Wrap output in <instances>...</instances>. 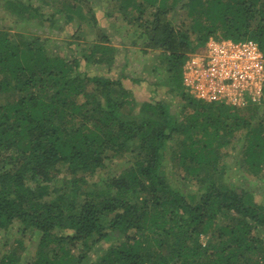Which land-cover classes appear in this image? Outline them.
Segmentation results:
<instances>
[{"label": "trees", "instance_id": "trees-1", "mask_svg": "<svg viewBox=\"0 0 264 264\" xmlns=\"http://www.w3.org/2000/svg\"><path fill=\"white\" fill-rule=\"evenodd\" d=\"M2 1L12 18L48 22L51 33L59 14L64 25L78 24L66 50L86 38L84 23L97 33L91 47L68 60L51 49L50 38L16 40L10 24L0 28V231L18 224L38 232L31 264H84L103 242L110 245L96 264H264V206L247 190L213 179L201 184L236 135L244 142L245 171L264 172V92L260 104L237 109L198 100L182 84L189 55L204 51L210 38L252 40L264 56V0H105L106 9L98 6L108 19L129 24L145 49L160 51L165 82L181 98L176 106L138 102L123 86L125 75L81 69L82 61L86 69H111L116 53L93 8L82 13L86 0H44L53 9L49 18L39 6ZM175 135L182 138L173 161L187 171L178 183L164 169ZM129 154V168L88 193L89 179ZM62 165L69 177L58 180ZM190 175L201 184L191 195L184 189ZM0 264L25 263L9 253Z\"/></svg>", "mask_w": 264, "mask_h": 264}, {"label": "rangeland", "instance_id": "rangeland-1", "mask_svg": "<svg viewBox=\"0 0 264 264\" xmlns=\"http://www.w3.org/2000/svg\"><path fill=\"white\" fill-rule=\"evenodd\" d=\"M25 4H33L43 9L44 18H49V14L53 12L52 6L49 7L44 3V0H22ZM3 1L0 0V28H6L5 26L10 24L7 28L12 37L19 40V37H26L31 39L32 36L40 35L41 37L50 38L51 49L64 56V58L71 60V56L83 54L88 47H91L96 36V30L91 31L86 23L82 25V30L85 34V39L76 41L71 50H66V43L69 41L71 35L79 33L80 26L64 25L65 18L62 15H57L55 20V32H50L47 29L48 22L39 26L37 20H32L31 23L26 21H20V17L14 16L7 12ZM108 2L105 0H86L82 13L87 15V9L93 8L96 12L99 28L105 31L106 36L109 38V44L115 49L114 64L112 68H106L104 64L86 69L85 63L81 62V69L87 71L90 75L95 73H104L112 78H118L122 75L128 78L123 79V86L133 93L134 98L138 102H147L150 100H165L172 106H176L180 103V96L170 91L169 84H166L164 76L165 71L162 68L160 62V51L150 50L144 48L143 40L139 38V34L121 18L108 19L104 16L101 8H107ZM111 5V2H109ZM183 13L182 11H179ZM16 22V23H14ZM81 22V21H80ZM79 23V21H78ZM66 26V30L61 29L62 26ZM75 25V24H74ZM77 31V32H76ZM35 34V35H34ZM45 36V37H44ZM73 40V39H71ZM77 42H79L77 44ZM132 80H141L140 83H134ZM157 85H154V84ZM178 108V107H176ZM170 140L165 149V172L168 173L170 181L176 183L181 180H185L187 171L184 167H177L176 162L173 161V154L175 155L179 151V140L182 138L179 135ZM237 139L233 144L227 145L220 153V158L214 169L209 168L207 176L202 177L203 181L215 180L218 183L224 185H232L238 190L244 189L251 193L253 201L261 206H264V172L258 176L245 171L243 167L242 150L244 142L239 135H236ZM228 152V156L224 155ZM132 163V156H125V158H118L112 162L106 164V166L99 171L92 179H89L88 185L85 187L89 192L95 193L101 191L108 179L120 175L124 170L129 168ZM189 165V162L186 163ZM61 172L57 175L58 180H64L69 177L66 166L60 167ZM178 176V177H177ZM184 185L186 192L191 195L198 193L201 189V184L194 178V175H190ZM54 196H52L53 198ZM39 240L38 232L31 230L23 231L21 225L13 224L6 231H0V258L9 253H14L20 257L25 264H31L35 259V252L37 243ZM202 243L205 245L206 238H201ZM110 242H103L97 245L89 253L84 264H96L104 252L108 249ZM77 252V249H74Z\"/></svg>", "mask_w": 264, "mask_h": 264}, {"label": "built area", "instance_id": "built-area-1", "mask_svg": "<svg viewBox=\"0 0 264 264\" xmlns=\"http://www.w3.org/2000/svg\"><path fill=\"white\" fill-rule=\"evenodd\" d=\"M182 76L185 91L194 98L243 109L262 101L264 56L252 40L210 38L204 51L189 55Z\"/></svg>", "mask_w": 264, "mask_h": 264}]
</instances>
